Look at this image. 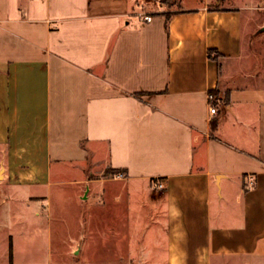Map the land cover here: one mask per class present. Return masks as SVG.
<instances>
[{
	"label": "crops",
	"instance_id": "crops-1",
	"mask_svg": "<svg viewBox=\"0 0 264 264\" xmlns=\"http://www.w3.org/2000/svg\"><path fill=\"white\" fill-rule=\"evenodd\" d=\"M138 1L0 0L10 264H52L53 197L67 231L119 218L115 256L264 264V4Z\"/></svg>",
	"mask_w": 264,
	"mask_h": 264
},
{
	"label": "rangeland",
	"instance_id": "rangeland-1",
	"mask_svg": "<svg viewBox=\"0 0 264 264\" xmlns=\"http://www.w3.org/2000/svg\"><path fill=\"white\" fill-rule=\"evenodd\" d=\"M198 0H174L171 5L172 8L178 6H191ZM139 4L149 8H156L159 6L157 0H139ZM163 3V0L159 1ZM208 6H219L222 4H232L237 6H262L264 0H210ZM141 9V6L140 8ZM0 185V264H10L9 248L11 245V236L16 234L19 230L17 227V219L19 215H24L25 220H28V214L19 213L16 206L3 196ZM54 198V197H53ZM52 198L50 205L51 211V240L50 245L47 246L51 251L53 259L52 264H142L141 256H126L124 255L125 245H121L122 254L115 252L112 246L115 233H119L123 229L122 221L116 218L112 223L109 220L103 221L99 228L79 230L77 228L79 220V207L73 208V212L69 216V231L63 229L64 223L60 219L62 217L61 206L57 199ZM120 213L124 211L123 208L117 206ZM120 214V215H121ZM22 220V219H21ZM113 226V230L109 227ZM81 232V234H79ZM78 241L77 245L72 246V241ZM76 243V242H74ZM73 243V244H74ZM46 246V245H45ZM46 248V247H45ZM77 250H76V249Z\"/></svg>",
	"mask_w": 264,
	"mask_h": 264
},
{
	"label": "built area",
	"instance_id": "built-area-1",
	"mask_svg": "<svg viewBox=\"0 0 264 264\" xmlns=\"http://www.w3.org/2000/svg\"><path fill=\"white\" fill-rule=\"evenodd\" d=\"M160 1V0H157ZM141 19L143 21H150L151 20V15L150 14H142L141 15ZM207 101H208V107H209V113L210 114H215L217 111V105L220 101L219 97H217L215 94H213L212 92H208L207 96ZM113 177L115 178H122V174L118 173L115 174ZM153 187L155 189H162L163 188V184L162 182H154Z\"/></svg>",
	"mask_w": 264,
	"mask_h": 264
},
{
	"label": "trees",
	"instance_id": "trees-1",
	"mask_svg": "<svg viewBox=\"0 0 264 264\" xmlns=\"http://www.w3.org/2000/svg\"><path fill=\"white\" fill-rule=\"evenodd\" d=\"M163 3L166 4V6L168 7H171V5L174 3V0H163ZM172 13L171 12H165V16H166V22H165V27L167 28V21L170 17ZM208 55L212 58H216L217 57V53L214 54V51L213 50H209L208 51ZM9 258H11V245H10V248H9Z\"/></svg>",
	"mask_w": 264,
	"mask_h": 264
}]
</instances>
